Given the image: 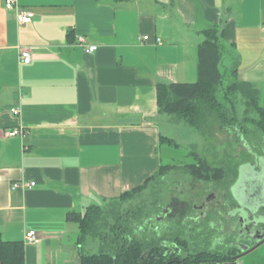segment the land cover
Masks as SVG:
<instances>
[{
	"label": "crops",
	"instance_id": "crops-1",
	"mask_svg": "<svg viewBox=\"0 0 264 264\" xmlns=\"http://www.w3.org/2000/svg\"><path fill=\"white\" fill-rule=\"evenodd\" d=\"M18 5L33 13L30 23L19 25L0 0V238L23 243L24 264H80L90 241L79 242L67 214L82 215L157 171L159 137L170 130L156 85L196 80L204 30L233 45L238 79L262 101L264 0ZM20 49L29 50V63L19 61ZM18 126L24 136H8ZM20 179L35 186L11 189ZM31 229L35 242L25 240Z\"/></svg>",
	"mask_w": 264,
	"mask_h": 264
},
{
	"label": "trees",
	"instance_id": "trees-1",
	"mask_svg": "<svg viewBox=\"0 0 264 264\" xmlns=\"http://www.w3.org/2000/svg\"><path fill=\"white\" fill-rule=\"evenodd\" d=\"M204 34L205 39L197 46L196 80L169 84L158 83L156 85L157 108L162 114L168 116L170 123L177 125V123L184 122L190 129L200 133L204 139L212 138L216 130H227V132L236 134L240 141L248 143L247 139L249 138L247 137H251L250 133L255 129L249 128L246 121L252 120L255 128H259L264 135V104L252 84L236 77L238 59L234 53L233 45L226 46L219 40L214 29L204 30ZM225 52L228 53V57L230 56L231 71L227 72H225L226 69H221L224 56L226 57ZM226 73L232 78L227 87L224 86ZM235 95L240 96L245 106V117L242 120H239L235 114L231 98ZM251 111L258 114L257 119L248 117ZM159 144L160 146L170 144L175 148L178 147L176 140L167 136H160ZM189 153L188 155L192 156L195 162L187 165L186 172L196 179L210 177L217 179L220 177V169L214 167L212 162H208L206 157L197 156L194 150ZM232 156L233 159H230ZM232 156L227 161L229 172H233L236 166L233 153ZM165 166L160 164L157 171L141 184L123 191L119 196L104 199L105 207L90 205L82 215L76 212L67 214L68 220H76L78 223L79 242L86 237H92L100 243L98 252L80 255V264H158L155 259V249L158 248L159 240H168L170 234L167 232V234L158 236L156 230L150 228L149 225L144 226V223L148 220L152 221V218L145 220L143 225L134 219L130 223L126 219L123 223L121 213L113 211L116 207L110 210L109 206L127 199L126 196L129 194L145 188L146 182L152 181L153 178L162 174ZM112 213L115 218L114 222L108 224ZM139 227L143 228L145 235L141 236ZM0 264H24L23 243L19 241L4 242L0 238Z\"/></svg>",
	"mask_w": 264,
	"mask_h": 264
},
{
	"label": "rangeland",
	"instance_id": "rangeland-1",
	"mask_svg": "<svg viewBox=\"0 0 264 264\" xmlns=\"http://www.w3.org/2000/svg\"><path fill=\"white\" fill-rule=\"evenodd\" d=\"M225 53L226 57L224 56L221 69H226L225 72H227L229 70L231 71L229 61L230 56L228 57V53ZM231 79V76L226 73V79L224 81L225 87H227L229 80L231 82ZM231 98L233 99L235 114L239 120H242L245 117V106L240 99V96L235 95ZM261 102L264 104V91ZM164 115V119H166V123L169 125L168 129L170 130L167 135L170 136V138L177 140L176 142L178 143V147L176 148L173 147V145L164 144L157 149V152L160 155V164H163L164 166L168 165L169 167H163L162 174L153 178L152 181L150 180L146 182L145 188L139 190V192L137 191L129 194V196H126L127 199L125 198V200L120 201L119 203L116 202L112 204L109 206V209L112 210L116 207L113 211L121 213L123 223H125L124 220L126 221V219L129 223L134 219L140 223V225H143V222L153 215V218L151 219L152 221L148 220L144 223V226L149 225L150 228L155 227L157 222H160L158 221L160 220L159 217L156 219L154 216H162V214L165 213L166 216L164 217L163 222L168 223L169 225L167 228L168 234L173 233V235H177L174 239L178 242L182 241V244L179 245L187 247L186 242L188 241L189 243L190 238L189 236L187 237L186 230L189 226L192 229L195 225L200 224L203 226V229H208L206 216L198 215L200 218L195 219L198 210L193 209V204H199V201L201 200L200 196L203 195L204 192L207 193L214 191V189L219 188V186L220 188L224 187L223 182H225L226 185V182L232 181L233 176L227 169V161H229L228 159L232 156V153L236 163L243 161L242 157L247 158L249 153L243 147L239 137L232 132H227V130H216L212 138L204 139L200 133L196 130L190 129L186 123L181 122L177 123V125L176 123H170L168 116L166 114ZM248 115L250 119L258 118V114L254 111H251ZM251 121L252 120H248L246 123H248L249 128L251 127L255 130L251 131V137H247L249 138L247 139L248 144L252 150L262 154L264 152V135L259 128H255L253 121ZM163 125L165 126V124L160 121V126L162 128ZM163 132L165 131L163 130ZM191 150H194L199 157H206L208 162H212L214 167L219 168L221 171L220 177L217 179L214 177L196 179L189 172H186V170H188L187 165L195 162L193 157L188 155ZM230 159H233V156ZM215 171H217V169H215ZM216 181H218V183ZM219 183L221 184L219 185ZM101 205L104 206V202ZM113 213L110 215L111 219L108 224H113L114 222L115 218ZM228 222L229 221L225 220L226 225ZM225 224L224 227L227 229ZM139 229L141 236L145 235L143 228L139 227ZM106 230H108V228ZM176 230L178 233H176ZM164 232L165 231L163 230L162 234ZM216 235L218 236L219 233ZM214 237L209 236L207 240H211ZM193 238H196V235ZM87 239V241L90 242H88V247L85 248V252H87V254L98 252L100 246L99 241L92 237H88ZM94 244L96 246L92 247ZM183 252H185V249ZM253 255L248 256L247 260L252 259L254 257Z\"/></svg>",
	"mask_w": 264,
	"mask_h": 264
},
{
	"label": "flooded vegetation",
	"instance_id": "flooded-vegetation-1",
	"mask_svg": "<svg viewBox=\"0 0 264 264\" xmlns=\"http://www.w3.org/2000/svg\"><path fill=\"white\" fill-rule=\"evenodd\" d=\"M241 142L244 144L243 140ZM251 151L254 155L249 153L250 158H243L242 163H236L234 171L230 172L233 176L231 182H226V185L223 182L224 187L204 192L199 204H193V209L198 210L195 219L200 218L198 215L206 216L208 229H203L200 224L192 229L189 226L186 230L190 238L189 243L186 242L187 247L179 245L182 241H176L174 238L177 235L173 233L167 235L168 240H159L158 248L155 249L158 264H264V202H261L264 201V192L262 197L257 193V184L264 177V154ZM242 165L248 167L242 169ZM254 177L257 184L253 182L254 185H251ZM242 181L255 186L253 191L259 197L251 206L244 197ZM165 216V213L154 216L160 219L152 228L158 236L167 234L169 225L163 222ZM225 220L229 221L227 225ZM163 230L165 232L162 234ZM195 235L196 238H193ZM209 236L215 237L207 240ZM250 255L254 257L247 260Z\"/></svg>",
	"mask_w": 264,
	"mask_h": 264
},
{
	"label": "built area",
	"instance_id": "built-area-1",
	"mask_svg": "<svg viewBox=\"0 0 264 264\" xmlns=\"http://www.w3.org/2000/svg\"><path fill=\"white\" fill-rule=\"evenodd\" d=\"M4 6L6 9H8L9 11H14L15 17H16V21L19 25H23L25 23H30L32 21L33 18V13L26 9V8H21L18 5V0H4ZM263 31H264V25H263ZM148 36L147 34L142 36V40H146L147 41ZM80 45H83L84 40L82 38L78 39ZM155 42L156 43H161V40L159 38H155ZM96 49L95 45H88L85 47V51L87 52H91L93 50ZM19 61L21 63H29L30 61V52L27 49H20L19 50ZM20 108L19 107H12L10 109L11 113L14 115L19 113ZM24 129L22 126H18V127H14L13 129L9 130L7 132L8 136L12 137V136H20L23 137L24 136ZM35 186V182L34 181H28L26 179H20L18 181H15L11 184V189H16V188H24V189H31ZM25 240L29 241V242H35L37 240V235L36 232L34 230H30L28 232L25 233Z\"/></svg>",
	"mask_w": 264,
	"mask_h": 264
},
{
	"label": "water",
	"instance_id": "water-1",
	"mask_svg": "<svg viewBox=\"0 0 264 264\" xmlns=\"http://www.w3.org/2000/svg\"><path fill=\"white\" fill-rule=\"evenodd\" d=\"M248 167V165H244V166H241L242 169H244L245 167ZM255 178V177H254ZM263 179L260 180V182L257 184L256 182V178L254 181H251L250 184L251 185H254V183L257 184L258 186V195L262 197V194H263V191H264V177H262ZM254 182V183H253ZM245 189L243 192H244V197L245 199L247 200V203L248 205L251 206V204H253V202L257 201L259 199V197L256 195V193L253 191V189L255 188V186H249V185H246L243 181H242V189ZM260 197V198H261ZM261 202H264V201H261ZM247 205V204H246ZM247 205V206H248ZM249 206V207H250ZM259 206V205H258Z\"/></svg>",
	"mask_w": 264,
	"mask_h": 264
}]
</instances>
